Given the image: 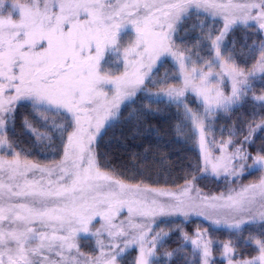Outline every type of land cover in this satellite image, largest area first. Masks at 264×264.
I'll use <instances>...</instances> for the list:
<instances>
[{
    "label": "snow or ice",
    "instance_id": "6c2138e0",
    "mask_svg": "<svg viewBox=\"0 0 264 264\" xmlns=\"http://www.w3.org/2000/svg\"><path fill=\"white\" fill-rule=\"evenodd\" d=\"M0 264H264V0H0Z\"/></svg>",
    "mask_w": 264,
    "mask_h": 264
},
{
    "label": "trees",
    "instance_id": "16d2710c",
    "mask_svg": "<svg viewBox=\"0 0 264 264\" xmlns=\"http://www.w3.org/2000/svg\"><path fill=\"white\" fill-rule=\"evenodd\" d=\"M163 72V69L161 70ZM153 124H157L153 121ZM158 126V125H157ZM165 131L168 129V125H164ZM162 131V139L157 140L155 136L151 137V151L148 153L146 163L151 165L156 172L163 171L169 166L178 163L185 155H191L187 152L186 145L182 143H177L174 134L170 131ZM127 136V132L124 133ZM111 139V144L106 143V147H102V151H107L113 163L117 166L125 165L131 167L137 164L138 161L133 158V153L144 154V150L149 148L150 141L144 139L143 137H138L135 140L124 139L121 135V130L119 127L110 131L108 137L105 138L107 142ZM186 162V161H185ZM195 227V225H192ZM218 239H226L227 236H219ZM170 247H175L171 244ZM218 255V253H217Z\"/></svg>",
    "mask_w": 264,
    "mask_h": 264
}]
</instances>
